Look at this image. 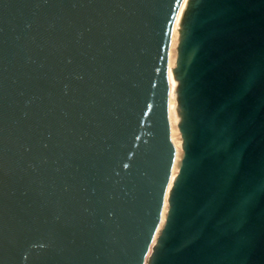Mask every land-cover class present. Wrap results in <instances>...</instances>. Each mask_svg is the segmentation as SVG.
Masks as SVG:
<instances>
[{
    "label": "water",
    "instance_id": "1",
    "mask_svg": "<svg viewBox=\"0 0 264 264\" xmlns=\"http://www.w3.org/2000/svg\"><path fill=\"white\" fill-rule=\"evenodd\" d=\"M0 264H264V0H0Z\"/></svg>",
    "mask_w": 264,
    "mask_h": 264
},
{
    "label": "bare ground",
    "instance_id": "2",
    "mask_svg": "<svg viewBox=\"0 0 264 264\" xmlns=\"http://www.w3.org/2000/svg\"><path fill=\"white\" fill-rule=\"evenodd\" d=\"M185 4L183 5V8H184ZM181 12V11H180ZM179 19H180V16H179ZM171 84H172V90H174V86H175V81H174V78H173V75L171 73Z\"/></svg>",
    "mask_w": 264,
    "mask_h": 264
}]
</instances>
